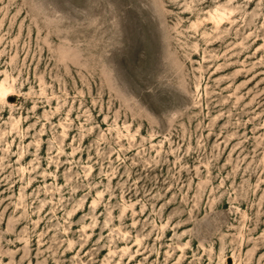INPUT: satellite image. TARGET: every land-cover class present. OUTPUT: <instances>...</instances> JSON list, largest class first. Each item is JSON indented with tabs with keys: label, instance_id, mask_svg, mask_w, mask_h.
Listing matches in <instances>:
<instances>
[{
	"label": "rangeland",
	"instance_id": "374dc122",
	"mask_svg": "<svg viewBox=\"0 0 264 264\" xmlns=\"http://www.w3.org/2000/svg\"><path fill=\"white\" fill-rule=\"evenodd\" d=\"M0 83V264H264V0H0Z\"/></svg>",
	"mask_w": 264,
	"mask_h": 264
},
{
	"label": "bare ground",
	"instance_id": "6f19581e",
	"mask_svg": "<svg viewBox=\"0 0 264 264\" xmlns=\"http://www.w3.org/2000/svg\"><path fill=\"white\" fill-rule=\"evenodd\" d=\"M226 13L220 12L219 10H216L214 15L212 14V20H216L215 22L218 23L217 26L220 25V23H222L225 20V16ZM11 92V90L9 88H7L3 83H0V100L1 101H6V97L9 95V93Z\"/></svg>",
	"mask_w": 264,
	"mask_h": 264
}]
</instances>
